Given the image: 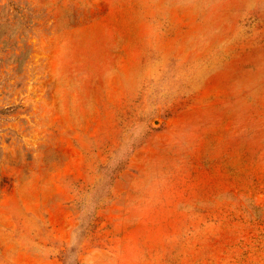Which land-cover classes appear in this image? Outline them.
<instances>
[{
  "label": "rangeland",
  "instance_id": "374dc122",
  "mask_svg": "<svg viewBox=\"0 0 264 264\" xmlns=\"http://www.w3.org/2000/svg\"><path fill=\"white\" fill-rule=\"evenodd\" d=\"M0 264H264V0H0Z\"/></svg>",
  "mask_w": 264,
  "mask_h": 264
}]
</instances>
